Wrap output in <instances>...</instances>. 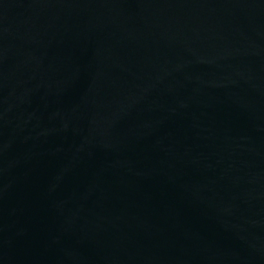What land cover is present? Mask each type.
I'll return each mask as SVG.
<instances>
[{
	"label": "water",
	"instance_id": "1",
	"mask_svg": "<svg viewBox=\"0 0 264 264\" xmlns=\"http://www.w3.org/2000/svg\"><path fill=\"white\" fill-rule=\"evenodd\" d=\"M0 264H264V0H0Z\"/></svg>",
	"mask_w": 264,
	"mask_h": 264
}]
</instances>
